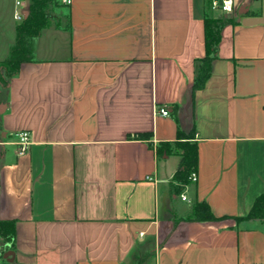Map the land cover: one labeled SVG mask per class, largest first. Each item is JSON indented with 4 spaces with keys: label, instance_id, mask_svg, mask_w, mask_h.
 <instances>
[{
    "label": "crops",
    "instance_id": "crops-1",
    "mask_svg": "<svg viewBox=\"0 0 264 264\" xmlns=\"http://www.w3.org/2000/svg\"><path fill=\"white\" fill-rule=\"evenodd\" d=\"M16 1L25 17L29 0H0V62ZM209 2L52 6L33 59L0 85V220L14 222L13 259L0 264H128L134 253L152 264H264V224L234 218L264 191V23L242 24L262 17L263 0H235L223 15L234 22L193 92L204 14L221 15ZM177 124L197 143V181L179 193V156L156 153ZM22 130L31 142L18 156ZM194 201L216 220L191 219Z\"/></svg>",
    "mask_w": 264,
    "mask_h": 264
},
{
    "label": "trees",
    "instance_id": "trees-1",
    "mask_svg": "<svg viewBox=\"0 0 264 264\" xmlns=\"http://www.w3.org/2000/svg\"><path fill=\"white\" fill-rule=\"evenodd\" d=\"M49 6H64L60 0H29L27 15L15 27L14 44L10 47L7 57L0 62V85L6 84L8 78L15 75L23 62L33 59V42L50 21ZM210 10V6L207 5ZM234 22L233 18L223 15L212 16L207 12L203 18L204 47L202 57L194 60V79L192 91L204 87L210 77L211 62L217 56V48L221 39V29L224 25ZM177 106L174 104L172 115L175 117ZM149 134L136 135L139 139H149ZM150 143V142H149ZM151 144V143H150ZM174 150H176L174 152ZM158 156L176 154L179 165L170 179V184L176 193L189 184V176L197 169V143L193 131L185 133L176 126V136L173 141L160 142L156 148ZM236 221L258 219L264 224V191L253 201L250 209L243 215L234 217ZM191 219L197 221H212L216 217L204 202L194 201L191 206ZM14 235V222L0 220V259L4 252L11 250Z\"/></svg>",
    "mask_w": 264,
    "mask_h": 264
},
{
    "label": "built area",
    "instance_id": "built-area-1",
    "mask_svg": "<svg viewBox=\"0 0 264 264\" xmlns=\"http://www.w3.org/2000/svg\"><path fill=\"white\" fill-rule=\"evenodd\" d=\"M61 3L64 5L69 6L71 4V0H60ZM235 0H210L209 6L211 10L217 11L221 15H230L235 11ZM16 10L14 11V19L17 21H21L24 16L22 11L18 10V8L24 7V4L20 1L15 2ZM156 113L162 116H168L169 111L167 107H157ZM16 137V148H17V155L21 156L24 155L30 146V134L26 130L18 131L15 134ZM150 179V177H148ZM189 181L191 183H195L197 181V174L193 172L189 176ZM180 198L182 201L186 200V196L184 194H180Z\"/></svg>",
    "mask_w": 264,
    "mask_h": 264
},
{
    "label": "rangeland",
    "instance_id": "rangeland-1",
    "mask_svg": "<svg viewBox=\"0 0 264 264\" xmlns=\"http://www.w3.org/2000/svg\"><path fill=\"white\" fill-rule=\"evenodd\" d=\"M47 10H48L49 14L50 13L52 14L53 7L49 6ZM216 13H218V12H216ZM51 22L55 23V20H53ZM175 151L176 150H174V152ZM255 157H256L255 158V161H256L255 163L256 164H261L260 163L261 161L263 162L264 156H263V154L261 155V151H258V153H257V155ZM258 161H260V162H258ZM1 246H2V244H0V248H1ZM134 255H135V253L132 254L130 260L128 261V264H152V262H153L152 257H151V255L149 253H144L142 255H136L135 257H134Z\"/></svg>",
    "mask_w": 264,
    "mask_h": 264
},
{
    "label": "water",
    "instance_id": "water-1",
    "mask_svg": "<svg viewBox=\"0 0 264 264\" xmlns=\"http://www.w3.org/2000/svg\"><path fill=\"white\" fill-rule=\"evenodd\" d=\"M247 6L246 5H242L239 9H238V14L239 15H244L247 13ZM27 15V11L25 12V16ZM255 23H264V0H263V13H262V17L260 18H244L242 19V24L244 25H251V24H255ZM14 256L13 251L8 250L6 252L3 253L2 257L4 259H6L7 261H12Z\"/></svg>",
    "mask_w": 264,
    "mask_h": 264
}]
</instances>
